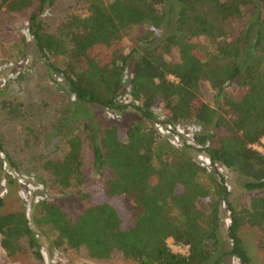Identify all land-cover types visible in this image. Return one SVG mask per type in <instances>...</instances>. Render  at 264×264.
Listing matches in <instances>:
<instances>
[{"label": "trees", "instance_id": "1", "mask_svg": "<svg viewBox=\"0 0 264 264\" xmlns=\"http://www.w3.org/2000/svg\"><path fill=\"white\" fill-rule=\"evenodd\" d=\"M263 5L264 0H0V12L25 14L17 47L32 41L46 70L62 78L74 99L117 112L132 107L151 121L97 127L67 121L59 135L63 154L45 155L38 149L43 125L34 112L17 96L2 99L3 121L18 134L14 148L33 155L28 169L47 193L32 200L30 214L24 207L1 211L0 195L6 256L28 251L43 259L34 225L53 233L55 264H70V252L96 264L117 254L134 264H251L243 228L259 232L257 246L264 251V153L254 147L264 138ZM134 26L144 32L131 37L125 53ZM202 81L215 91L213 105L200 98ZM182 121L202 130L179 146L161 141L152 124ZM84 141L92 155L91 180ZM193 151L204 152L209 167ZM7 165L22 173L0 143L1 177H10ZM221 167L239 176V200L232 201ZM65 195L77 203L75 213L54 198ZM121 200L128 206L120 208ZM224 219L226 242L220 234ZM169 240L188 245V253L174 252Z\"/></svg>", "mask_w": 264, "mask_h": 264}, {"label": "rangeland", "instance_id": "2", "mask_svg": "<svg viewBox=\"0 0 264 264\" xmlns=\"http://www.w3.org/2000/svg\"><path fill=\"white\" fill-rule=\"evenodd\" d=\"M24 18L26 17L23 13L0 12V101L7 97L17 96L25 103L27 108L34 112L35 120L43 125L42 141L38 148L42 153L55 156L63 154L64 145L59 135L60 131L65 128L63 126L64 122L67 123V121L69 122L68 125H72L78 124L82 120H87L92 127L109 123L127 125L132 122H142L151 125V121H144L132 107L127 108L123 112H117L101 109L96 105H88L74 99L66 90L62 78L55 74L51 75L46 70L44 62L32 41L24 45V49L17 47L21 33H25ZM142 32H144L143 26L132 27L129 35L125 38V53L128 52L131 37ZM29 40L31 39L29 38ZM22 51H25V57L22 59L16 58L21 55ZM173 57H176L174 52ZM125 79H127V76ZM226 90L231 93H239L238 90L232 87ZM200 98L211 105L214 104L215 91L207 81L200 82ZM159 112V108H156L155 115L157 117L160 116ZM3 120L0 109V143L4 145V150L8 155L19 163L18 166L22 173L10 169V166L7 165L6 168L10 170L12 177L11 175H9L10 177L0 176V195L4 199L1 211L24 207L30 214L33 211V207L30 205L32 200L37 201L45 198L47 193L42 189L37 175L31 173L28 169L29 164L34 161L33 155L28 154L29 152L27 151H17L14 148L18 134L12 123ZM152 124L160 134V140L171 143L174 146L182 145L187 141L191 142L192 135L196 131L202 130L197 124H192L190 121L175 123L173 127L159 123ZM254 147L264 153V138L260 144H256ZM193 155L200 163L209 167V160L204 152L193 151ZM82 156L88 173L87 178L91 180L94 177V173L91 167L92 155L87 141L83 142ZM220 169L226 177L229 188L232 190V201L239 200L242 192L239 176L229 169L222 167ZM201 180L206 183V176L201 177ZM54 198L73 213L78 210L77 203L68 195L55 196ZM198 203L202 208H206L203 201ZM118 205L120 208L125 207V205L128 206L123 200ZM223 215H225L224 210H222ZM224 218L226 219V216ZM225 219L220 231L224 241L226 238ZM32 227L39 240L43 259H34L28 251L8 257L0 247V264L56 263L58 258L51 244V240L54 238L53 233L45 228H37L34 225ZM241 236L250 253L251 264H264V251L257 246V240L260 236L259 232L256 229L245 227L241 230ZM226 246L228 245L226 244ZM69 258L70 264H96L87 258L84 253L70 252ZM98 264L134 263L124 260L117 254L113 259Z\"/></svg>", "mask_w": 264, "mask_h": 264}, {"label": "built area", "instance_id": "3", "mask_svg": "<svg viewBox=\"0 0 264 264\" xmlns=\"http://www.w3.org/2000/svg\"><path fill=\"white\" fill-rule=\"evenodd\" d=\"M169 247L177 253L186 254L188 253L189 246L173 243L171 240L168 241Z\"/></svg>", "mask_w": 264, "mask_h": 264}]
</instances>
